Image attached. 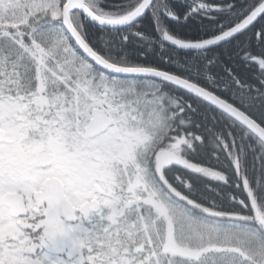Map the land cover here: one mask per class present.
<instances>
[{
	"label": "snow or ice",
	"instance_id": "6c2138e0",
	"mask_svg": "<svg viewBox=\"0 0 264 264\" xmlns=\"http://www.w3.org/2000/svg\"><path fill=\"white\" fill-rule=\"evenodd\" d=\"M0 264H264V0H0Z\"/></svg>",
	"mask_w": 264,
	"mask_h": 264
}]
</instances>
